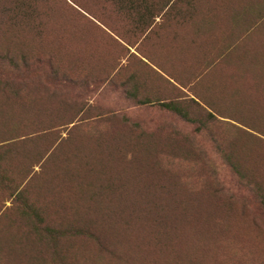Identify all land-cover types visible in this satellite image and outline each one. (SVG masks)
Segmentation results:
<instances>
[{"label": "rangeland", "instance_id": "374dc122", "mask_svg": "<svg viewBox=\"0 0 264 264\" xmlns=\"http://www.w3.org/2000/svg\"><path fill=\"white\" fill-rule=\"evenodd\" d=\"M131 1H0V264H264V43L177 90Z\"/></svg>", "mask_w": 264, "mask_h": 264}, {"label": "trees", "instance_id": "16d2710c", "mask_svg": "<svg viewBox=\"0 0 264 264\" xmlns=\"http://www.w3.org/2000/svg\"><path fill=\"white\" fill-rule=\"evenodd\" d=\"M3 2H8L10 5V8H7L6 11L13 14L14 19L16 17L22 18V19H33L38 18L41 15H45L38 13V7L40 4L45 3L46 0H0ZM63 3L66 6H73L72 8H76V15H78L80 18L82 15H88L90 14V9L87 7V4H89L92 0H62ZM146 1V3L144 2ZM193 1V0H192ZM252 2L249 0H200L199 4H196L195 6L198 9H202L205 11V13H208V16L205 18V21L207 22H213L214 17H217L220 13L222 17L226 15V13H230L233 10L240 9L241 16L244 19H247L245 24H242L240 26H235L232 21L228 19L229 28L227 31V40L226 42L222 41L221 43L218 42H207L204 43V48L202 47H195L190 49L189 51H200L203 50L206 53L210 50V52H218L222 49V51H228V55H235L236 51H245L249 50V54H253V51L255 50L253 46H250L248 43H251V41L257 42L258 44L264 43V0ZM136 2V3H134ZM187 3V1L183 2L182 0H134L129 3V5H133L130 8V14H136L139 21H142L144 18L146 22H148L146 28H149L151 23H153L154 19L159 17V15L165 10L166 8H169L170 4L172 3ZM195 2V1H193ZM193 2H189L194 4ZM138 4L145 5L144 7H135ZM69 6V7H70ZM71 8V7H70ZM140 10L143 12V14L139 13ZM239 11V10H238ZM16 13V14H15ZM212 13V14H211ZM164 14V13H163ZM92 17V16H91ZM213 20V21H210ZM237 27V28H235ZM213 62V61H212ZM229 62V60H228ZM227 65L230 64V62ZM224 66V62L221 61V64L219 60L214 61L212 63V66ZM220 68V67H219ZM218 68V69H219ZM224 73L225 70L221 69ZM217 70L216 72L218 73ZM215 72V71H214ZM229 72V70H228ZM202 81V80H201ZM193 103L198 104L193 99H191ZM164 110L172 111L177 114H181L185 116V114L179 109L178 103L175 102H167V103H160L159 105ZM203 108H207L206 105H202ZM2 146V145H0Z\"/></svg>", "mask_w": 264, "mask_h": 264}, {"label": "crops", "instance_id": "0c3cea01", "mask_svg": "<svg viewBox=\"0 0 264 264\" xmlns=\"http://www.w3.org/2000/svg\"><path fill=\"white\" fill-rule=\"evenodd\" d=\"M192 3H173L172 6L178 9L173 14L172 24L159 26L157 24V37H160V53L156 55V62L151 59L140 58L147 65L154 68L155 72L163 80L171 83L175 88H181L179 83L192 84L197 74L205 73L206 69L212 66V60L208 53L201 55L198 62L190 55V49L197 46L204 48L207 42H226L229 23L221 13L214 17L213 22L205 21L207 9H198ZM212 14V13H211ZM159 23V22H158ZM237 28V27H235ZM160 34V36H159ZM169 53H171L169 55ZM210 60V61H209ZM176 88V89H177ZM177 89V90H178Z\"/></svg>", "mask_w": 264, "mask_h": 264}]
</instances>
